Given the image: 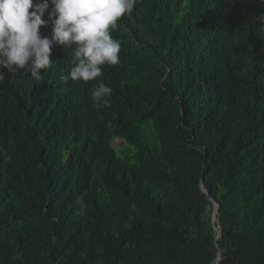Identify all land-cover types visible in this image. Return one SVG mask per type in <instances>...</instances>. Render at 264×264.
<instances>
[{
    "label": "trees",
    "instance_id": "1",
    "mask_svg": "<svg viewBox=\"0 0 264 264\" xmlns=\"http://www.w3.org/2000/svg\"><path fill=\"white\" fill-rule=\"evenodd\" d=\"M261 12L136 0L96 81H62L56 45L40 82L0 69V264H264Z\"/></svg>",
    "mask_w": 264,
    "mask_h": 264
},
{
    "label": "clouds",
    "instance_id": "2",
    "mask_svg": "<svg viewBox=\"0 0 264 264\" xmlns=\"http://www.w3.org/2000/svg\"><path fill=\"white\" fill-rule=\"evenodd\" d=\"M135 4L136 0H0V69L15 72L30 66V79L40 82L41 70L53 65L50 55L56 45L72 50V66L60 77L62 81H96L103 74L102 66L120 63L121 41L113 38L111 30L122 17H131ZM46 11L51 38L40 34L48 23L43 19ZM255 21L264 31V12ZM112 91L100 80L91 98L106 107Z\"/></svg>",
    "mask_w": 264,
    "mask_h": 264
},
{
    "label": "water",
    "instance_id": "3",
    "mask_svg": "<svg viewBox=\"0 0 264 264\" xmlns=\"http://www.w3.org/2000/svg\"><path fill=\"white\" fill-rule=\"evenodd\" d=\"M202 188H203V190L206 192V193H208L207 191H206V189L204 188V185H202ZM218 213H219V205L217 204V203H215V210H214V215H213V220L214 221H216L218 224H219V236H218V238H220L221 237V233H222V227H221V225H220V221H219V219H218ZM222 253L220 252L219 253V258H218V260L219 261H221L222 260Z\"/></svg>",
    "mask_w": 264,
    "mask_h": 264
},
{
    "label": "rangeland",
    "instance_id": "4",
    "mask_svg": "<svg viewBox=\"0 0 264 264\" xmlns=\"http://www.w3.org/2000/svg\"><path fill=\"white\" fill-rule=\"evenodd\" d=\"M123 141L121 139H117L115 142H114V146L118 149V151H121V149H125V147H121V143Z\"/></svg>",
    "mask_w": 264,
    "mask_h": 264
}]
</instances>
